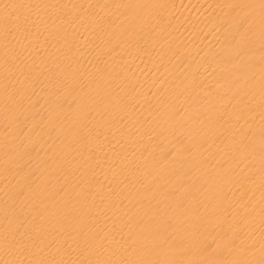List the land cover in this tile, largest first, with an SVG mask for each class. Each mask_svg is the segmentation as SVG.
Listing matches in <instances>:
<instances>
[{
  "label": "bare ground",
  "instance_id": "1",
  "mask_svg": "<svg viewBox=\"0 0 264 264\" xmlns=\"http://www.w3.org/2000/svg\"><path fill=\"white\" fill-rule=\"evenodd\" d=\"M0 264H264V0H0Z\"/></svg>",
  "mask_w": 264,
  "mask_h": 264
}]
</instances>
